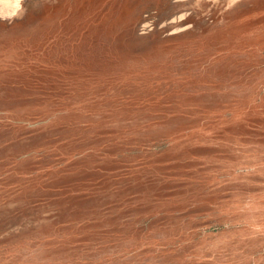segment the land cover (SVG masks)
<instances>
[{
  "label": "rangeland",
  "instance_id": "obj_1",
  "mask_svg": "<svg viewBox=\"0 0 264 264\" xmlns=\"http://www.w3.org/2000/svg\"><path fill=\"white\" fill-rule=\"evenodd\" d=\"M0 264H264V0H0Z\"/></svg>",
  "mask_w": 264,
  "mask_h": 264
}]
</instances>
